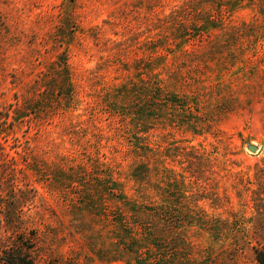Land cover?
<instances>
[{"label":"rangeland","instance_id":"1","mask_svg":"<svg viewBox=\"0 0 264 264\" xmlns=\"http://www.w3.org/2000/svg\"><path fill=\"white\" fill-rule=\"evenodd\" d=\"M16 246L255 264L264 0H0V264Z\"/></svg>","mask_w":264,"mask_h":264},{"label":"trees","instance_id":"2","mask_svg":"<svg viewBox=\"0 0 264 264\" xmlns=\"http://www.w3.org/2000/svg\"><path fill=\"white\" fill-rule=\"evenodd\" d=\"M17 250L8 252L11 259L6 262L7 264H34L29 251L22 249L21 246H16ZM255 264H264V248L255 250Z\"/></svg>","mask_w":264,"mask_h":264},{"label":"water","instance_id":"3","mask_svg":"<svg viewBox=\"0 0 264 264\" xmlns=\"http://www.w3.org/2000/svg\"><path fill=\"white\" fill-rule=\"evenodd\" d=\"M247 148H248L249 151H251V152H253V153L256 152L257 149H258L257 147L252 146V145H248Z\"/></svg>","mask_w":264,"mask_h":264}]
</instances>
